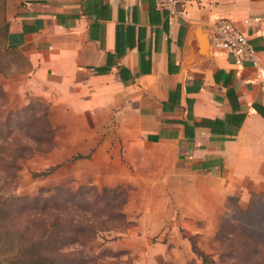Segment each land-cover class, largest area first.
<instances>
[{
  "label": "crops",
  "instance_id": "obj_1",
  "mask_svg": "<svg viewBox=\"0 0 264 264\" xmlns=\"http://www.w3.org/2000/svg\"><path fill=\"white\" fill-rule=\"evenodd\" d=\"M5 13L8 47L25 63L1 73L3 90L14 106H47L43 154L55 164L128 187L126 205L182 197L159 209V226L216 227L227 196L264 188V117L253 108L264 111V0H177L175 12L154 0H6ZM220 18L248 36L258 65L201 52L195 28L209 40ZM228 89L244 118L213 134L200 122L232 113Z\"/></svg>",
  "mask_w": 264,
  "mask_h": 264
},
{
  "label": "rangeland",
  "instance_id": "obj_2",
  "mask_svg": "<svg viewBox=\"0 0 264 264\" xmlns=\"http://www.w3.org/2000/svg\"><path fill=\"white\" fill-rule=\"evenodd\" d=\"M5 1L0 0V264H264V188L248 186L245 198L239 192L227 196L216 227H180L177 218L159 226V209H177L174 202L182 197L134 195L126 205L128 187L83 177L81 166L68 170L61 164L48 176H34L57 159L43 154L51 145L45 104L32 99L17 107L3 90L2 74L16 70L13 63H25L19 49L8 47ZM189 235L204 260L191 251Z\"/></svg>",
  "mask_w": 264,
  "mask_h": 264
},
{
  "label": "built area",
  "instance_id": "obj_3",
  "mask_svg": "<svg viewBox=\"0 0 264 264\" xmlns=\"http://www.w3.org/2000/svg\"><path fill=\"white\" fill-rule=\"evenodd\" d=\"M177 0H154L157 7L175 12ZM210 44L214 49L227 53L237 65H258L255 49L248 36L228 18H220L212 25Z\"/></svg>",
  "mask_w": 264,
  "mask_h": 264
},
{
  "label": "trees",
  "instance_id": "obj_4",
  "mask_svg": "<svg viewBox=\"0 0 264 264\" xmlns=\"http://www.w3.org/2000/svg\"><path fill=\"white\" fill-rule=\"evenodd\" d=\"M8 31V25L6 22V33ZM8 35V34H7ZM16 49V48H15ZM23 57V56H22ZM18 65L22 63H17ZM21 70V69H20ZM14 73V72H13ZM11 73V74H13ZM227 97L230 102L231 108H232V113L226 115V117L221 120V119H203L200 123L202 125L208 126L211 130V133H218V134H234L237 129L240 127L242 120L244 118V114L238 112V103H237V95L234 89H228L227 91ZM253 108L258 111L263 117H264V111L263 108L258 106L257 104H253ZM45 117L48 123V126L51 130V145L49 150L53 147V137H54V129L52 125L50 124L48 118H47V106L45 105ZM46 150V151H49ZM61 164H55L52 166H49L39 172L34 173V176L38 177H45L51 174L57 167H59ZM119 189V188H118ZM127 197V192L125 193ZM127 199V198H126ZM126 202V201H125ZM121 214L124 213L122 212ZM129 224V223H128ZM187 239L190 242V248L191 251L198 257H200L202 260H204L206 254H204L196 245L194 239L192 238V235L187 236Z\"/></svg>",
  "mask_w": 264,
  "mask_h": 264
},
{
  "label": "water",
  "instance_id": "obj_5",
  "mask_svg": "<svg viewBox=\"0 0 264 264\" xmlns=\"http://www.w3.org/2000/svg\"><path fill=\"white\" fill-rule=\"evenodd\" d=\"M195 33H196V35L198 37V40H199L200 50H201V52L202 51L204 52V49L206 50L208 45L211 46L210 38H209V40L207 39L206 34L204 32H202V27L201 26H197L195 28Z\"/></svg>",
  "mask_w": 264,
  "mask_h": 264
}]
</instances>
